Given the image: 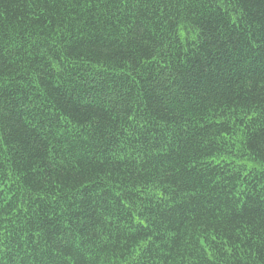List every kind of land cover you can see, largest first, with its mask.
I'll return each mask as SVG.
<instances>
[{"label": "trees", "instance_id": "1", "mask_svg": "<svg viewBox=\"0 0 264 264\" xmlns=\"http://www.w3.org/2000/svg\"><path fill=\"white\" fill-rule=\"evenodd\" d=\"M0 264H264V0H0Z\"/></svg>", "mask_w": 264, "mask_h": 264}]
</instances>
